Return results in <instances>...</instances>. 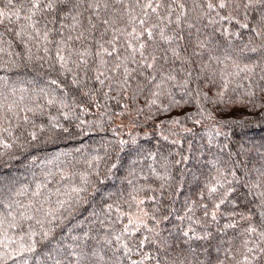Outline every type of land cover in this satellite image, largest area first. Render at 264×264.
<instances>
[{
	"label": "snow or ice",
	"instance_id": "1",
	"mask_svg": "<svg viewBox=\"0 0 264 264\" xmlns=\"http://www.w3.org/2000/svg\"><path fill=\"white\" fill-rule=\"evenodd\" d=\"M0 25L10 37L4 40L0 36V69H31L35 75L28 83L36 85L29 88L22 81L10 82L8 75L0 76V153L31 146L45 133V143L83 135L85 129L108 130L114 137L102 143L103 155L97 152L86 161L88 169L79 173L78 181L76 173L57 164L67 153L59 152L41 161L62 174L57 181L61 187H49L53 171L43 172V181L34 179V187L18 184L13 177H0V264H29L32 258L37 264H192L179 253L170 256L173 245L162 235L163 222L174 213L162 201L165 178L170 179L166 168L163 173L153 169L164 181L159 189H153L160 193L159 197L129 193L134 206L125 201L128 211L115 202L103 204L108 212L115 207L117 216L112 220L105 215L111 221L108 224L98 218L106 229L99 240L91 237L90 231L78 233L71 219L81 205L88 203L89 188L96 189L117 168L119 152L128 144L120 131L125 125L116 124L114 117H139L144 109L138 106V100L146 91L150 93L146 107L158 104L157 115L191 103L189 99H176V87L189 97L195 96L197 111L185 113L187 117L203 118L206 113L207 118L215 119V114L203 107L201 97L223 102L230 89L240 91V95L229 103L264 108V0H4L0 5ZM241 30L248 31V38L242 47H233L232 38H242ZM221 47L220 55L212 54ZM205 50L209 52L207 61L202 58ZM246 53L258 55L253 59ZM194 76L197 84L191 89ZM38 78L42 83L37 84ZM201 81L208 92L200 87ZM213 89L216 91L209 97ZM162 97L168 99L167 104ZM113 100L119 112L109 108L107 102ZM53 107L56 115L51 113ZM93 107L99 116L95 120L83 119ZM101 108L105 111L101 112ZM45 116L46 121L37 123ZM105 116L110 128H106ZM160 123L192 131L178 116ZM194 123L200 124L201 120ZM214 131L221 134L215 125ZM131 141L136 142L134 136ZM110 149L116 153L114 160ZM102 163L106 170L101 168ZM255 172V179L251 170L245 172L244 178L248 180L245 187L250 192L254 189L259 197V219H254L251 212L225 213L238 216L244 226L237 220L226 223V229L240 231L231 238L233 242L224 249V255L214 261L198 260L196 264H264V164ZM66 178L71 182L63 183ZM213 179L207 184L211 210L208 203L192 201L183 209V215L177 216L180 221L187 219L183 235L189 239L197 235L193 225L204 222L195 218V208L204 210L205 220L211 216L216 221L223 204H236L229 197L235 191L232 184L242 179L237 169L218 170ZM221 189L224 191L218 195ZM140 190L133 188V192ZM200 199H205L203 191ZM146 201L153 202L151 209L144 206ZM91 215L97 213L93 211ZM58 229L59 239L55 236ZM89 239L96 240V246L89 245ZM236 239L238 244L234 243ZM133 254L139 258L134 259Z\"/></svg>",
	"mask_w": 264,
	"mask_h": 264
},
{
	"label": "trees",
	"instance_id": "2",
	"mask_svg": "<svg viewBox=\"0 0 264 264\" xmlns=\"http://www.w3.org/2000/svg\"><path fill=\"white\" fill-rule=\"evenodd\" d=\"M19 2V0H17ZM4 0H0V5ZM216 27H219L217 25ZM207 32L212 29L206 30ZM242 38L233 37V47H242L243 43L248 38V31L241 30ZM0 36L4 40L9 39V35L5 33L3 25H0ZM217 39L223 40V37L217 35ZM223 48L213 52V55H220ZM246 55L255 59L256 55L246 53ZM205 61L209 58V52L204 51L203 57ZM8 75L10 82L22 81L29 88L36 86L28 83L31 76L35 73L31 69L13 68L11 71L0 69V76ZM42 83L38 78L37 84ZM197 82L195 76L191 89L196 88ZM19 87V83H17ZM200 87L203 91L208 92V87L200 82ZM234 87V86H233ZM189 89V91H191ZM215 89L209 92V97L215 93ZM242 91V90H241ZM177 100L189 99L190 104L182 105L181 107H174L169 112L156 114V109L159 105H153L151 109L146 107L150 93L147 91L141 95L138 100V106L144 109L139 117L130 120L128 116H121L115 118L116 124L123 123L125 127L120 129L121 134L128 144L124 146L123 151L119 152V164L117 168L112 170V173L103 181L102 184H97L96 189L89 188L87 194L88 203L81 205L77 212L71 219V225L77 226L76 231L82 234L85 231H90V236L100 239L106 229H104L98 222L104 220L105 224L111 223L110 220L105 219L108 215L115 220L117 213L115 207L111 212H108L103 207L105 203H118L123 211H128V203L134 202L129 200V193L143 197L145 195H156L159 197L160 193L153 192V189H159L162 181L153 172L163 173L165 168L170 174V179L167 177V183L163 189L164 196L162 197L163 204L174 210L172 216L168 221L163 222L164 229L162 235L169 239L173 245L172 251L168 254L175 256L177 253L181 257H186L192 264L196 261L211 260L214 261L217 256L224 255V249L233 242L231 238L236 237L240 229L225 228V224L231 220H237L241 227L245 222H240L238 216H227V212L248 213L253 214L254 219H259L260 208L258 205L259 197L256 196L255 190L251 192L245 184L248 180L244 178L245 172L251 170L252 178L255 179V169L264 164V108H253L246 103H229V100H236L240 95V91L232 92L229 90L228 95L225 96L224 101H214L212 99L204 100L201 97V103L207 110L215 114V119L207 118L205 113L202 118L200 115L187 117L185 113H192L197 111L195 103V96L189 97L187 93L182 92L179 87L173 89ZM161 101L168 103L166 97H162ZM104 103V101H101ZM109 108L116 112L120 109L116 107L115 100L107 102ZM135 107V105H134ZM105 111L104 108L100 109ZM52 115L57 114L56 107L51 109ZM149 115L153 119H146ZM99 116L95 107L88 114H85L83 119L95 120ZM180 117L181 123L191 128V132H184L178 125L164 123L161 120ZM200 119V124H195L194 121ZM47 117H40L37 123L46 121ZM106 121V128H110L111 124L107 122V116L104 117ZM229 121L227 124H220L219 121ZM235 121V123H232ZM63 122V120L61 121ZM75 121H73V124ZM214 125L219 128L221 134L216 135ZM44 135H47L45 133ZM44 135L40 136L39 142H32L31 146L25 145L23 148H13L7 150L6 153H0V177H13L18 184H30L34 187V179L44 180L43 172L53 171L54 175L49 181V187H61L57 181L61 180V173L56 172L52 165L42 164L41 161H46L54 154L59 152L67 153L68 155L61 156L57 162L58 166L64 168L67 172L76 173V181L79 180V173L88 169L87 160L97 152L103 155L102 143L105 140L112 141L114 139L111 131H89L85 129L83 135L76 137L57 138L47 143L44 142ZM211 135V143L209 137ZM136 139L132 143L131 137ZM168 137L165 139L164 137ZM174 141H176L174 143ZM79 148L80 151L75 150ZM110 155L115 159L116 153L109 150ZM155 154L154 156L152 154ZM33 157L37 159L33 160ZM187 157V159H185ZM179 161V163H177ZM219 161V164L216 163ZM101 168L106 170V166L102 163ZM232 168L237 169V175L242 177L239 181L232 184L235 191L230 195L229 200L236 201L233 205L226 202L221 206L216 221L211 220L209 216L206 220L203 218V209L195 208V218H199L204 222L200 225H193L197 235H191V238L183 235V229L187 228L188 221H180L177 216L183 215V209L187 204L196 201L197 204L208 203L209 210H211V201L207 199V184L214 182V177L218 170L231 171ZM35 174V176L33 175ZM232 179L231 176L228 177ZM131 181V184H129ZM71 178H66L63 183H70ZM151 187H148V186ZM142 188L139 192H133V188ZM63 190V189H61ZM201 191L205 194V199H200ZM223 189L218 195H222ZM110 197V198H109ZM20 199H24L21 197ZM56 197L53 196V202ZM127 201L128 203H125ZM152 201H146L145 207L151 209ZM2 208V206H0ZM86 209V210H85ZM95 211L97 215H91ZM167 214V213H165ZM126 222V220L124 221ZM223 229V231H221ZM67 231V227L63 229ZM205 233H210L206 235ZM61 232L58 229L55 233L57 239L60 238ZM96 240L89 239V245L96 246ZM234 243L238 244L236 239ZM104 242L100 240V246ZM51 246V245H49ZM219 249V252H217ZM104 251L111 255V252L105 248ZM152 255L155 251L151 248H146ZM164 253L161 252V258ZM134 259H138V254H133ZM29 264H37L35 258L29 260Z\"/></svg>",
	"mask_w": 264,
	"mask_h": 264
}]
</instances>
